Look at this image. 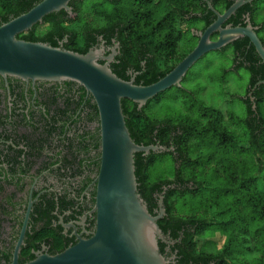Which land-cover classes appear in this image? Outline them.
Returning a JSON list of instances; mask_svg holds the SVG:
<instances>
[{
  "label": "trees",
  "instance_id": "trees-1",
  "mask_svg": "<svg viewBox=\"0 0 264 264\" xmlns=\"http://www.w3.org/2000/svg\"><path fill=\"white\" fill-rule=\"evenodd\" d=\"M41 1L0 0V26L27 13ZM207 1L216 11L224 13L236 0ZM207 1L91 0L86 4L87 0H73L70 3L74 9L72 16L64 10L52 13L42 24L19 38L53 47L62 45L80 54L99 48L103 42L106 46L118 43L119 54L111 64L113 72L127 81L136 72L135 84L149 86L164 78L193 51L198 41L193 30L204 31L215 22L217 17ZM260 13L263 20H259ZM263 15L264 0H255L240 8L226 25L246 26L245 19L249 16L264 44ZM187 35L195 45L184 50L180 47ZM215 36L217 34L213 39ZM228 49L234 54L236 71L245 68L250 72L246 95L242 98L246 106L245 118L203 103H196L191 108L194 110L199 104L201 117H192V114L179 119L151 116L150 105L160 103L164 92L142 108L130 100L122 102L127 127L137 144L159 143L170 149L164 153L136 154L135 166L138 190L151 214H158L161 196L164 199L166 215L158 224L165 237L175 243L172 251L179 264H264V188H260V184L264 185V116L261 109L264 87L258 85L264 80V63L247 37L219 51ZM128 71L133 75H128ZM176 88L184 90L182 86ZM83 91L86 92L84 88ZM91 100V112L95 114L92 121H98V108L92 96ZM164 155H170L174 160L173 177L152 180L151 168ZM247 155L256 160L254 167L257 165L255 170L259 167V173L247 172L246 167L237 168L234 157ZM214 156L219 159L215 173H237L229 176L226 189L221 190V198L218 195L212 197L215 204L206 207L204 214L191 210L186 213L181 203H200L198 199L203 194L197 168L204 162L211 164ZM226 196L232 197L234 206L228 207L224 200ZM226 214L229 218H224ZM214 224L216 229L206 240V245H199L198 239L206 238L205 234ZM217 234L225 237L222 248H219ZM159 246L164 255L162 241ZM209 247L214 248L208 250ZM237 247L243 251L236 254ZM30 252L26 251L24 257Z\"/></svg>",
  "mask_w": 264,
  "mask_h": 264
},
{
  "label": "water",
  "instance_id": "water-1",
  "mask_svg": "<svg viewBox=\"0 0 264 264\" xmlns=\"http://www.w3.org/2000/svg\"><path fill=\"white\" fill-rule=\"evenodd\" d=\"M73 0H43L27 13L0 26V76L24 81H70L85 88L98 108L101 133V164L96 179L97 195L94 212L97 225L94 235L56 254H40L23 264H171L160 251V241H166L158 221L166 215L164 199L159 201L157 215L150 213L139 193L135 156L142 153H164L159 145H139L131 136L123 111V100L139 108L151 99L171 89L181 87L188 71L207 53L219 51L240 38L247 37L264 63V44L251 18L246 26H224L251 0H236L224 13H219L207 1L216 20L204 31L193 30L197 46L169 74L149 86L120 78L111 69L119 54V44L107 55L103 47L92 48L86 54L76 53L47 43L30 42L19 35L30 31L44 18L62 10L70 16ZM217 34V39L213 35ZM103 62V63H101ZM263 85L264 80L258 83ZM22 236L11 264L19 263Z\"/></svg>",
  "mask_w": 264,
  "mask_h": 264
},
{
  "label": "flooded vegetation",
  "instance_id": "flooded-vegetation-1",
  "mask_svg": "<svg viewBox=\"0 0 264 264\" xmlns=\"http://www.w3.org/2000/svg\"><path fill=\"white\" fill-rule=\"evenodd\" d=\"M103 47L109 55L116 43ZM83 88L0 76V264L12 263L24 227L20 264L56 255L96 231L101 133ZM162 244L164 257L179 264L170 237Z\"/></svg>",
  "mask_w": 264,
  "mask_h": 264
},
{
  "label": "rangeland",
  "instance_id": "rangeland-1",
  "mask_svg": "<svg viewBox=\"0 0 264 264\" xmlns=\"http://www.w3.org/2000/svg\"><path fill=\"white\" fill-rule=\"evenodd\" d=\"M90 3L91 0H87L86 4ZM261 19L263 20V17L260 13L259 20ZM194 45L195 41L187 35L181 43L180 48L185 50L192 48ZM185 79L181 85L184 90L172 87L163 93L164 95L160 103L156 104L153 102L150 105L149 111L151 116L179 119L182 117L186 118L188 114H192V117H201L198 110L200 108L199 104L195 106L196 112H194L195 109L192 110L191 108L196 103H203L211 108L221 109L230 114L234 113L235 116L241 119L246 117V106L242 98L246 95L250 80V72L245 68L239 71L234 69V54L232 49H228L226 52L212 51L207 53L193 65L185 76ZM261 109L264 116V101ZM203 152L205 156L209 155L206 149H204ZM234 162L237 164V168L246 167L247 172L259 173V167H257L256 170L255 168L257 165L254 167L256 160L249 155L246 157H234ZM218 163V157L214 156V160L211 164L204 162L203 165L197 168L196 175L202 186L201 190L203 194L202 197L198 199L200 203L193 202L191 204L188 203V201H185V204L181 203L186 213L192 211V213L204 214L207 211L206 207H210L212 203L215 204L214 202L216 200L212 202V200H214L212 198L213 196L218 195L220 198L222 197L221 190L226 189L229 176L235 171L231 173H221L219 175L215 173V168L218 169ZM174 166L175 163L172 156H161L158 158L157 164L151 168V179L172 178ZM260 188H264V185L260 184ZM227 197L228 196H226L224 200L227 205L229 204L228 207H230V205L234 206L232 197ZM233 211H235V209H233ZM224 218H229V214L224 215ZM215 229V224L210 226L207 231L208 234L204 236L206 238H203V240L198 239L199 245H206V240L210 239ZM216 239L219 240V248H222L225 237L217 234ZM213 248L214 247H209L208 250H213ZM235 251L237 254L243 250L237 247ZM234 264L239 263L235 262Z\"/></svg>",
  "mask_w": 264,
  "mask_h": 264
}]
</instances>
